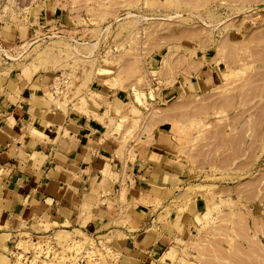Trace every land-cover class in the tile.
Masks as SVG:
<instances>
[{
    "label": "rangeland",
    "instance_id": "rangeland-1",
    "mask_svg": "<svg viewBox=\"0 0 264 264\" xmlns=\"http://www.w3.org/2000/svg\"><path fill=\"white\" fill-rule=\"evenodd\" d=\"M186 1L0 0V44L10 47L6 29L22 31L20 45L7 48L16 55L33 41L11 66L50 69L64 103L89 107L97 77L120 91L121 108L107 117L122 143L167 136L185 176L168 209L182 205L185 228L156 264H264V0ZM46 7L56 10L47 24ZM182 29L199 36L175 39ZM197 60L215 69L203 87ZM185 102L217 104L196 114ZM13 256L16 264L118 260L105 240L64 229L20 233Z\"/></svg>",
    "mask_w": 264,
    "mask_h": 264
},
{
    "label": "crops",
    "instance_id": "crops-1",
    "mask_svg": "<svg viewBox=\"0 0 264 264\" xmlns=\"http://www.w3.org/2000/svg\"><path fill=\"white\" fill-rule=\"evenodd\" d=\"M55 11L46 7V24ZM22 35L3 30L4 47L14 49ZM2 58L0 264H16L20 233L59 229L105 240L116 264H156L185 228L182 205L168 209L185 176L167 136L124 144L107 117L124 97L102 77L92 83L89 107L78 98L64 103L52 94L50 69L12 67ZM197 61L195 84L203 87L215 69Z\"/></svg>",
    "mask_w": 264,
    "mask_h": 264
},
{
    "label": "bare ground",
    "instance_id": "bare-ground-1",
    "mask_svg": "<svg viewBox=\"0 0 264 264\" xmlns=\"http://www.w3.org/2000/svg\"><path fill=\"white\" fill-rule=\"evenodd\" d=\"M184 1H185V0H184ZM187 1L190 3L189 0H187ZM187 1H186V2H187ZM188 2H187V3H188ZM194 2H195V0H194ZM200 2H201V1H200ZM247 2H248V1H247ZM189 3H188V4H189ZM192 3H193V2H192ZM195 3H196V2H195ZM202 3H203V1H202ZM196 4H198V3H196ZM204 4H205V3H204ZM192 5H193V4H192ZM198 5H199V4H198ZM202 6H203V5H202ZM197 7H198V6H197ZM259 29H260V28H259ZM182 30H183V29H182ZM183 31H184V30H183ZM183 31H182L181 35H179V34L176 35V34H177V33H176V34H175L176 37H174V38H175V39H181L183 36H186V37H187V36H188V37L199 36V35L196 34L197 32L194 31L193 29H187V30H185L184 32H183ZM195 32H196V33H195ZM254 32H255V31H254ZM261 32H264V31H261ZM261 32L259 31L258 34H260ZM173 34H174V33H173ZM263 34H264V33H262V34H260V35L262 36ZM171 35H172V34H171ZM175 35H172V36H175ZM53 36H55V37H60V35L57 34V32H53V35H52V36H49V37H53ZM168 36H169V35H168ZM172 36H171V37H172ZM252 36H253V35H252ZM252 36L250 35V37H252ZM257 36H259V35H257ZM257 36H256V37H257ZM263 36H264V35H263ZM171 37H170V38H171ZM253 37H255V35H254ZM172 38H173V37H172ZM254 39H255V38H254ZM258 39H259V37H258ZM262 40H263V39H262ZM228 41H229V40H228ZM254 41H255V40H254ZM256 41H259V40L256 39ZM256 41H255V42H256ZM260 41H261V40H260ZM32 43H34V42H33V41H31V42L28 41V42L24 43V45L26 44V48L28 49L29 46L32 45ZM227 43L229 44V42H227ZM240 43L242 44V46H241L240 44H239V45H240L242 48H243V47L245 48V45H246V44L244 45L242 42H240ZM245 43H247V42H245ZM253 43H254V42H253ZM257 43H258V42H257ZM76 44H78V43H76ZM223 44H224V43H223ZM224 45H225V44H224ZM224 45H223V46H224ZM229 45H230V44H229ZM243 45H244V46H243ZM247 45H248V44H247ZM92 46H96V43H95L94 45H92ZM221 46H222V45H221ZM223 46H222V47H223ZM234 46H235V45L231 46L232 48H231V47H230V48L233 49ZM248 46H249V45H248ZM75 47H76V46H75ZM249 47H250V46H249ZM254 47H255V46H254ZM26 48H25V49H26ZM224 48L226 49V46H225ZM234 48H235V47H234ZM238 48H240V47H238ZM247 48H248V47H247ZM247 48H246V49H247ZM25 49H23V50L25 51ZM72 49H73V46H72ZM253 49H254V48H253ZM0 50L2 51V54H4L5 57H7V58H11V59H18L20 56H22V53H23V50H21V49L18 48V49H17V53H18V54L16 55L15 53L11 52L9 49L2 47L1 44H0ZM75 50H76V51L78 50L77 47H76ZM227 50H228V49H227ZM78 51H79V50H78ZM259 51H261V50H259ZM79 52H80V51H79ZM79 52H78V53H79ZM225 52H226V51H225ZM235 52H236V51H235ZM263 52H264V51H262V53H263ZM226 53H228V51H227ZM230 53H231V52H230ZM254 53H255V51H253L252 54H251V52H250L251 55H253ZM259 53H260V52H259ZM233 54H234V53H233ZM255 54H256V53H255ZM257 54H258V53H257ZM263 54H264V53H263ZM231 55H232V54H231ZM251 55H250V56H251ZM260 55H261V54H260ZM260 55H259V56H260ZM261 56H262V55H261ZM226 57H227V56H226ZM243 57H244V56H243ZM245 57H247V56H245ZM254 57H256V56L253 55V58H254ZM257 57H258V56H257ZM257 57H256L255 59H257ZM246 59H248V57H247ZM250 59H252V58H250ZM255 59H254V60H255ZM259 59H260V58H259ZM259 59H258V60H259ZM229 60H230V59H229ZM232 60H233V59H232ZM231 62H232V61H231ZM257 75H258V74H257ZM252 76H253V75H252ZM227 96H228V95H227ZM225 97H226V96H225ZM226 98H227V97H226ZM227 99H228V98H227ZM227 99H226V100L224 99L225 101H223V104H224V103H228L229 100H227ZM232 99H233V98H232ZM232 99H231V100H232ZM187 100H188V99H187ZM192 101H194V100H192ZM192 101H190V102H192ZM216 101H217V99H216ZM180 102H181V101H180ZM183 102H184V101H183ZM190 102H189V103H190ZM213 102H215V101H213ZM221 103H222V101L220 102V104H221ZM205 104H206V103H205ZM205 104H203V103H201V104H200V103H199V104H195V107H194V108L191 106L192 103H191V105H190V104H188V105L192 107V108H191L192 110H191V109H190V110H191L192 112H194V113L197 114V112H201V111H205V110L207 111L208 107L211 108V107H212L211 105L215 106L217 103H211V105L208 104V103H207L208 105H207V104L205 105ZM181 105H183V103H182ZM186 105H187V104H186V102H185V106H186ZM188 105H187V106H188ZM183 106H184V105H183ZM220 106H221V105H220ZM210 108H209V109H210ZM211 109H212V108H211ZM181 113H182V112H181ZM187 113H189V112H187ZM187 113H186V114H187ZM194 113H193V114H194ZM190 114H191V116H192V113H190ZM167 115H168V114H167ZM173 115H174V114H173ZM175 115H176V114H175ZM182 115H183V114H182ZM184 115H185V113H184ZM184 115H183V116H184ZM165 116H166V114H165ZM165 116H164V114H163V115H162V118H163V117L166 118ZM180 116H181V115H180ZM180 116H179V117H180ZM185 116H186V115H185ZM185 116H184V117H185ZM189 116H190V115H189ZM158 118H159V117H158ZM164 118H163V119H164ZM167 118H172V116H171V117H167ZM173 118H175V117H173ZM177 118H178V117H177ZM155 119H157V118H155ZM153 120H154V119H153ZM157 120H158V119H157ZM154 121H155V120H154ZM146 124H147V123H146ZM150 125H151V122H150V124H148V126H150ZM146 128H147V127H146ZM148 128H149V127H148ZM148 128H147V129H148ZM150 129H151V128H150ZM144 130H145V129H144ZM148 131H149V129H148ZM146 137H147V136H146ZM230 259H231V257H230ZM232 259H233V258H232ZM232 259H231V260H232ZM235 263H236V261H235Z\"/></svg>",
    "mask_w": 264,
    "mask_h": 264
},
{
    "label": "built area",
    "instance_id": "built-area-1",
    "mask_svg": "<svg viewBox=\"0 0 264 264\" xmlns=\"http://www.w3.org/2000/svg\"><path fill=\"white\" fill-rule=\"evenodd\" d=\"M27 256H29V257H30V255H27ZM81 261H83V260L81 259Z\"/></svg>",
    "mask_w": 264,
    "mask_h": 264
}]
</instances>
